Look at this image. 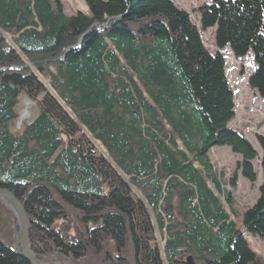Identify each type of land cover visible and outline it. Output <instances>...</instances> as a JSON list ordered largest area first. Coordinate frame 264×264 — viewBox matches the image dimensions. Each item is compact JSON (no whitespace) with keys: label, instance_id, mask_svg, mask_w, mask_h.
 <instances>
[{"label":"trees","instance_id":"trees-1","mask_svg":"<svg viewBox=\"0 0 264 264\" xmlns=\"http://www.w3.org/2000/svg\"><path fill=\"white\" fill-rule=\"evenodd\" d=\"M85 2L89 14L68 16L60 0H0V32L12 39L0 43V189L28 214L36 258L264 264L246 239H264V184L243 232L208 156L229 147L255 181L257 152L227 127L234 102L222 55L203 52L190 15L171 0ZM198 12L202 29L217 27L215 46L237 58L252 51L249 85L264 98V0H212ZM22 97L35 117L10 131ZM2 214L11 221L0 200V223ZM12 238H0V264H30Z\"/></svg>","mask_w":264,"mask_h":264},{"label":"rangeland","instance_id":"rangeland-1","mask_svg":"<svg viewBox=\"0 0 264 264\" xmlns=\"http://www.w3.org/2000/svg\"><path fill=\"white\" fill-rule=\"evenodd\" d=\"M177 7L185 10L189 13L190 18L193 24L199 23V14H197V7L204 3H210L211 0H174ZM64 13L68 16L76 15L77 13H88V8L85 0H60ZM199 26V25H198ZM200 27V26H199ZM214 29L215 28H207L206 32H202V39L204 41V45L208 49L214 53L216 51L215 43H214ZM4 39L5 43H1V39ZM3 41V40H2ZM0 43L7 48L12 45L11 34H4L0 32ZM226 56V69L229 68L227 77L230 83L232 90L236 91L234 96V103L236 105V113L235 118L231 124L229 123V127L240 132L256 149L258 152V159L254 162V170L256 172V176L258 178L257 183L252 185L249 181L242 177L241 173H238L237 176V186L232 190L231 194L233 196V209L237 214V218L240 217L245 211L250 209L259 197V185L262 180V172L260 170V158L263 155L260 145L258 143V138L264 139V100L259 95L255 94L254 91L250 89L248 86V79L250 75L253 73L255 68L254 57L252 51H250L246 57L241 59V61L235 59L233 55H231V49L227 46L223 52ZM25 67L29 66V63L25 60ZM31 68V67H30ZM14 67L11 68V70ZM30 104V118L26 120L23 124H20L21 114L25 112L27 104ZM36 108L35 106L27 100V98L22 97L20 99V106L18 109V120L16 127L12 125V129L15 131H21L23 129V125L28 123L31 119L35 117ZM210 160L213 163V167L216 169L219 175L224 182L225 188L228 181H230L233 174L236 172V165L238 161H241L239 155H233L229 147H217L210 151ZM10 193V192H9ZM18 202L20 201L16 196L10 193ZM3 204H5L7 211L10 214L11 221H8L10 218L6 215L2 214L4 221L0 223V233L3 235L4 233H10L12 231L13 238H19L17 232L21 233L19 229L20 223L18 221V216L16 217L15 211L12 209L13 206L7 200L0 199ZM221 202L225 203L224 199H221ZM21 203V202H20ZM22 205V203H21ZM23 207V205H22ZM25 210V209H24ZM27 214V213H26ZM5 218L7 220H5ZM28 218V214H27ZM239 223L240 227L242 226L241 218L236 220ZM28 224H30L28 218ZM72 226V224H71ZM72 228V227H71ZM1 230H4L2 233ZM14 231V234H13ZM75 233V232H74ZM73 233V234H74ZM12 238V239H13ZM248 242L250 248L256 252L257 256L263 257L264 260V239H259L257 237H253L248 235ZM9 241L6 237L5 242ZM28 241L30 246V238L28 232ZM7 244V243H6ZM13 245V244H12ZM10 247V245H9ZM13 247V246H12ZM55 258H46L44 263L40 264H71L66 260L63 262L62 260H55ZM84 263V262H82Z\"/></svg>","mask_w":264,"mask_h":264},{"label":"bare ground","instance_id":"bare-ground-1","mask_svg":"<svg viewBox=\"0 0 264 264\" xmlns=\"http://www.w3.org/2000/svg\"><path fill=\"white\" fill-rule=\"evenodd\" d=\"M212 1V0H211ZM173 2V1H172ZM173 4L176 6V4L173 2ZM204 5H210V3H204V4H202V5H200V7L201 6H204ZM196 26V25H195ZM212 28H215L214 29V34H216V32H217V27L216 26H212ZM196 29H197V33H198V38H199V41H200V43H201V45H203V47H204V53L207 55V56H209L210 58H213V57H215V55L217 54V53H220L221 55H222V57H223V71H224V75H227V73H228V70H229V68L228 69H226V64H227V61L224 59V58H226V56H225V54L223 53V48H218L217 46H215V48H216V51L214 52V53H212L211 51H208V49L206 48V46L204 45V41H203V39H202V32H206L207 30L206 29H202V28H200V27H197L196 26ZM201 29V30H200ZM202 31V32H201ZM220 49V50H219ZM253 57H254V63L256 62V59H255V55L253 54ZM238 59V58H237ZM255 65L257 66V63H255ZM31 67V65H29V66H27L26 68H30ZM24 68V67H23ZM0 70H2V72L4 73V72H6V70H4V69H0ZM3 73H1L0 72V77L2 78L3 76H6L5 74H3ZM228 86H229V84H228ZM230 88V87H229ZM235 90V89H234ZM18 104H17V109L15 110V112H16V114H18V109H19V106H20V99H18ZM30 104L28 103L27 104V107H26V110H25V112H24V114L22 113L21 114V117H20V124H23L26 120H28L31 116H30ZM61 111L64 113V114H66V115H68L69 116V112H68V109H67V107L65 106V105H62V107H61ZM32 121V119L30 120V121H28V123L29 122H31ZM17 122V120L16 121H14V123H11V125H10V127H9V129H10V131H12V125L14 126V124H15V126L17 127L18 126V124L16 123ZM231 122V124H232V122L233 121H230ZM229 122V123H230ZM229 123H228V125H227V127L228 128H230L229 127ZM81 135H85V134H83L82 132L81 133H79L78 134V136H81ZM83 139H85V138H83ZM63 142L64 143H67V140H63ZM90 143H92L93 144V141H91ZM95 144V143H94ZM96 145V144H95ZM253 148V147H252ZM83 150H85V148L83 147L82 148ZM256 149L255 148H253V151H255ZM233 155H234V153H233ZM258 155V154H257ZM263 158H264V153H263V155L261 156V159L263 160ZM213 168V173L217 176V178H219V177H221V175H219L218 174V172L216 171V169L214 168V167H212ZM254 172H255V170H254ZM255 174H256V172H255ZM262 177V180H261V184L259 185V189H260V187L264 184V176L262 175L261 176ZM257 180H258V178H257V176H256V179H255V181L254 182H250L252 185H254V184H256L257 183ZM236 186H237V181H236ZM226 187H230V185H227ZM230 188H227L225 191H228ZM1 190V189H0ZM128 191H130V192H134L135 193V196L137 197V198H139V199H141V200H143V198H144V194L143 193H141L142 192V189H140V188H134V187H132V188H128ZM153 200H155V198H153ZM157 200V199H156ZM143 202H144V200H143ZM19 203H20V201H19ZM21 204V203H20ZM13 210H14V208H12ZM15 211V210H14ZM29 231H30V225H29ZM12 232V231H11ZM4 233L2 236H0V238H3V239H6V237H8V238H10V237H12V236H10V235H12V233ZM5 235V236H4ZM1 243H3L4 244V242L3 241H1ZM12 246H14V247H16V249H21V251H23V248H21V245L19 244V242L17 241V239L16 238H13V245ZM33 249H32V247H31V245L28 247V253H29V256H31V257H34L35 259H36V261H38L37 260V258H36V256H35V254L33 253V251H32ZM24 252V251H23ZM19 255V254H18ZM19 256H21V255H19ZM22 257V256H21ZM23 258V257H22ZM25 259V258H24ZM28 259V258H27ZM26 260V259H25ZM186 260H190V261H192L193 259L191 258V259H186ZM30 264H31V262L29 261V260H27ZM39 262V261H38ZM65 264V263H64Z\"/></svg>","mask_w":264,"mask_h":264},{"label":"water","instance_id":"water-1","mask_svg":"<svg viewBox=\"0 0 264 264\" xmlns=\"http://www.w3.org/2000/svg\"><path fill=\"white\" fill-rule=\"evenodd\" d=\"M3 198V200H7L11 203L15 210L16 217L18 216V221L20 223L19 229L21 230V233L17 232L18 237L17 241L21 245V248H23V251L21 249H17V253L21 255L26 260H29L31 264H40L34 257L29 256L28 253V247H29V241H28V232H29V224H28V218L26 211L24 210V207L6 190H0V199ZM28 258V259H27ZM189 261V264H191V261Z\"/></svg>","mask_w":264,"mask_h":264}]
</instances>
